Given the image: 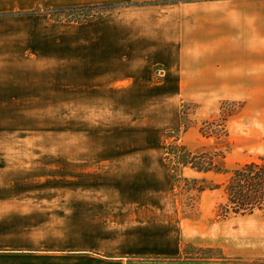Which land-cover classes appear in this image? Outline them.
<instances>
[{
  "label": "rangeland",
  "instance_id": "1",
  "mask_svg": "<svg viewBox=\"0 0 264 264\" xmlns=\"http://www.w3.org/2000/svg\"><path fill=\"white\" fill-rule=\"evenodd\" d=\"M235 1L0 0V32H7L9 45V57L0 49L9 105L0 108L6 164L56 167L62 179L54 191L43 180L32 190L40 193L39 206L55 213L41 231H54L49 243L57 251L103 242L104 228L92 229L93 219L79 217L75 181L83 178L100 182L99 194L117 196L118 203L123 196L151 198L135 208L146 207L142 213H152L153 224H168L169 235L180 240L179 259L264 264V212L225 218L220 211L233 172L264 156V140L241 121L242 102L160 85L163 42L175 47L177 20L193 9L180 4ZM206 153L215 156L214 165L201 167L213 171L184 164ZM80 167H89L87 175Z\"/></svg>",
  "mask_w": 264,
  "mask_h": 264
},
{
  "label": "crops",
  "instance_id": "2",
  "mask_svg": "<svg viewBox=\"0 0 264 264\" xmlns=\"http://www.w3.org/2000/svg\"><path fill=\"white\" fill-rule=\"evenodd\" d=\"M180 6L193 9L186 15L182 11L177 20L182 21V30L175 47L163 42L160 60L165 72L160 85L167 91L207 92L216 99L242 102L241 121L255 138L264 140V0ZM7 37L6 31L0 32V49L9 57ZM2 84L7 85V79L0 74V108H7L8 87L2 91ZM1 124L0 117V155L3 151L5 157L0 160V264H191L178 258L180 240L174 233L169 235L168 224H153L148 219L153 214L142 213L146 207L135 208L151 198L135 201L123 196L125 201L118 203L117 196L99 194L104 187L100 182L83 178L75 181L82 195L79 217L93 219L88 225L92 229L104 228L103 242L57 251L49 243L54 231H41L55 213L39 206L40 193L32 188L38 191L43 180L54 191L62 178L57 180L56 167H7L8 131L2 132ZM88 171L89 167L79 169L86 175ZM143 219L148 220L136 222Z\"/></svg>",
  "mask_w": 264,
  "mask_h": 264
},
{
  "label": "trees",
  "instance_id": "3",
  "mask_svg": "<svg viewBox=\"0 0 264 264\" xmlns=\"http://www.w3.org/2000/svg\"><path fill=\"white\" fill-rule=\"evenodd\" d=\"M226 123V121H225ZM203 135L208 133L203 129ZM211 137V135H209ZM218 137V136H216ZM214 155L201 154L193 157V161L184 160L185 165L192 166L199 172L208 173L216 167H201L214 165ZM226 202L221 205V214L226 218L229 215L247 216L257 212H264V156L258 161L250 162L236 169L224 185Z\"/></svg>",
  "mask_w": 264,
  "mask_h": 264
}]
</instances>
